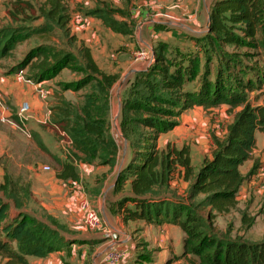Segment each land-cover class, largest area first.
<instances>
[{
    "label": "trees",
    "instance_id": "trees-1",
    "mask_svg": "<svg viewBox=\"0 0 264 264\" xmlns=\"http://www.w3.org/2000/svg\"><path fill=\"white\" fill-rule=\"evenodd\" d=\"M125 1L128 5L131 2ZM101 2L103 7L88 10L87 14L101 19L115 33L134 35L136 22L129 9L107 0ZM37 11L31 0L12 1L8 13L14 20L44 17L48 23L33 29L23 25L1 28L0 58L11 56L32 35L52 32L54 22L63 27L69 23L64 0H45L38 15ZM203 44L206 61L200 70L201 54L171 66L165 55L168 42H158L157 62L155 58L149 71L136 72L133 86L123 93L119 120L130 159L116 176L113 192L121 194L111 203L113 212L124 222L143 220L179 226L185 234L184 256L189 255L192 262L264 264V239L250 241L215 229L219 215L238 209L241 187L247 178L241 166L252 157L257 132H264V0H214ZM44 50L42 45L32 48L10 71L26 68ZM83 50L85 64L78 63L71 51L56 50L51 55L55 60L30 78L43 82L68 68L83 76L67 84L66 89L80 90L92 84L93 91L84 95L80 111L64 99L60 100L62 105L51 108L53 126L61 125L63 129L58 127L74 143L69 160L57 158L56 176L64 181L80 179L79 162L98 159L101 165L114 166L121 152L110 121V91L120 75L104 71L88 46ZM214 60L217 66L213 71ZM192 81L197 82L194 88L184 87ZM194 105H227L234 113L224 136L213 134L212 155L203 159L198 170L193 166L189 145L159 146L161 135L174 129L181 113ZM259 166L255 162L248 176L255 174ZM177 176L188 182L182 197L170 193ZM19 191L5 173L0 183V264H31L29 256L45 257L74 243H84L83 238L66 237L58 227L22 210ZM249 220L252 222L254 217L244 212L242 221Z\"/></svg>",
    "mask_w": 264,
    "mask_h": 264
},
{
    "label": "rangeland",
    "instance_id": "rangeland-1",
    "mask_svg": "<svg viewBox=\"0 0 264 264\" xmlns=\"http://www.w3.org/2000/svg\"><path fill=\"white\" fill-rule=\"evenodd\" d=\"M12 1L0 0V29L19 25L33 29L38 28L45 22L48 23L44 17L29 21L14 20L8 13ZM31 1L38 8L36 12L38 15L40 13L39 7L45 0ZM101 1L64 0L69 23L63 27L54 22L52 32L34 34L19 44L11 56L0 58V69L2 70L0 72L4 74L6 72L12 73L10 69L13 66L23 61L32 48L41 45L45 47L46 51L44 50L41 55L34 58L26 68L18 71L25 78H31V76L39 73L42 68L49 66L56 58L55 56L51 57V55L60 49L74 53L78 63L83 65L85 64L83 48L87 44L97 47L96 36L98 35L106 39L107 42H111V47L106 53L110 54L113 52L114 57H117L119 54L121 56V51H124L125 54L123 56H126L125 59L134 60L135 64H133L132 68L137 67L138 71H149L157 62L156 44L163 39H167L170 46L166 48L165 52L170 65L187 63L190 56L201 54L200 70L204 69L206 55L205 52H202L201 46H204L203 38L208 31L209 12L214 0H131L130 6L126 2V8L129 9L128 13L136 22L134 37L130 38V40L135 42L131 52L127 46L121 44L120 34L114 35L113 31L101 19L87 14L88 10L103 7L104 4ZM107 1L115 5L113 0ZM77 11L80 12L78 16L74 14ZM117 18L122 19L120 16H117ZM87 19H90V21ZM154 36L158 38L155 39ZM142 38L146 40V45L142 44ZM228 48L232 50L233 46H228ZM140 49L146 50L145 58H143L144 62L136 60V52ZM155 58L156 62H154ZM117 61L119 62L120 60H103L104 65L111 68H118L119 64ZM251 61L253 62L254 60L252 59ZM212 63L214 71L217 61L214 60ZM138 64H141V66H137ZM120 71V78L110 91V121L112 133L120 146L121 152L114 166L101 165L98 159L92 160L91 163L79 162L77 164L79 173L83 170V177L80 176L78 181H74L76 183L65 181L68 186H74L70 189L71 191L81 192V196H79L80 193L75 196L74 205L57 210L53 205L55 203L53 192L45 191L43 192L42 200L52 205V209L56 212L49 214L46 213L45 208H42L41 199L37 196V193L31 191V186L34 187L36 185L39 176H46V173L54 168L58 170L57 158L69 160V156L74 150L73 140L54 129V122H51V117L42 126L48 133L46 137H43L34 129H30L31 133L22 132L8 122V119L4 120L8 116L10 120L17 121L18 118L14 116L19 111L12 112L10 115L0 112V164L4 166L5 173H8L14 186L16 184L20 188L19 197L23 201L22 210L33 215H42L45 221L58 227L66 237L83 238L84 243L81 244L84 246L81 250H65V255H61L64 263L72 264L70 260L74 256L73 261L76 263H79V260L82 259L84 264H106V253L111 248L125 249L123 246L126 245L127 249L125 250L128 258L123 264H199V261L192 262L189 255L184 256V238L180 237V230L178 232L171 231L166 235V233L160 232L155 224H152L154 225L151 226L152 228L147 229L141 225L144 223L143 220L142 223L124 222L121 217L118 218L114 213L110 215L107 210H98V206L95 209L102 218V225L99 228L92 229L88 225L87 212L81 207L83 200L101 199V205L103 206L104 195L108 194V201L112 203L115 197L121 194L113 192L110 187L114 176L125 166L121 165V158L123 148L128 143L121 130L119 120L123 95L121 91L123 90L124 93L133 86L135 82L134 74L138 71L132 73L128 78H125V75L129 72L125 67L120 68ZM82 76V73L66 68L53 79L43 81V85L38 88V92L48 90L59 92L60 95L57 93V99L53 101L54 105H62L60 100L64 99L71 102L75 109L80 111V107L85 100L84 95L93 91L91 88L92 84L80 90L66 89V87L67 84L78 81ZM32 81L34 82V80ZM122 82H124L123 85ZM195 84H197L196 81L187 82L184 87L191 88L193 86L194 88ZM0 102L2 103L1 99ZM232 118L233 114H229L227 111L221 123L228 125ZM55 125L63 129L61 125ZM62 154L64 157H59ZM12 155L21 156V160L28 163L31 167L29 169H19L15 166V163L13 164L10 161L13 158ZM6 157L10 159H5ZM39 163L42 164L41 167ZM45 165H49L50 169H44ZM56 174L54 172L51 173L52 176ZM1 193L3 194V192ZM175 194L181 197L184 196L183 193L175 192ZM12 203L14 204V201ZM206 212L207 210L204 211L205 214ZM244 212L254 217V220L252 222L250 220L243 222L242 215ZM65 218L70 221H63ZM258 218L260 219L257 221ZM249 222L251 223L249 224ZM75 226H81L83 229H77ZM215 229L223 235L243 236L250 241H260L264 239V211H261L257 206L250 209L247 206L244 208L238 207L237 210L229 214L219 215L215 220ZM76 244L77 246L80 245V243ZM84 248L87 250H84ZM73 252H75V255H72ZM139 252H142V254H139ZM138 259L140 260L137 261Z\"/></svg>",
    "mask_w": 264,
    "mask_h": 264
},
{
    "label": "crops",
    "instance_id": "crops-1",
    "mask_svg": "<svg viewBox=\"0 0 264 264\" xmlns=\"http://www.w3.org/2000/svg\"><path fill=\"white\" fill-rule=\"evenodd\" d=\"M135 1H140V0H135ZM113 2L118 7L121 8L127 7L125 0H113ZM79 13L80 12L77 11L74 14L78 16ZM87 20L90 21V19ZM112 33L116 36L117 34H119V33L115 34V32ZM120 37H121L120 39L122 40L121 44L127 46L129 51L131 52L135 42L130 40V38H133L134 35L123 36L122 34H120ZM154 38L156 39L158 37L154 36ZM163 40L167 41V39H163ZM141 42L142 44L146 45V40H144V38H142ZM96 43L98 44L97 47H94L93 45H89V44H87V46L91 49L94 59L104 71L108 73H119V72L121 73L120 68L125 67L127 71H130L131 68L134 66L133 64H135L134 63L135 61L126 60L125 59L126 56L125 57L123 56L125 54L124 51H121L122 52L121 56L119 54L117 57H114L115 55L113 52L110 54L106 53L111 47L110 41L107 42L106 39H103L101 38L100 35H98L96 36ZM105 59H107L108 61L109 59L120 60L119 62L117 61L119 64L118 65L119 69L111 68L109 66L104 65L103 60ZM0 71L2 70L0 69ZM42 85H43L42 82H36V81L33 82L30 78H25L18 72L17 73L6 72V74L0 72V99L2 101V103L0 102V112L6 113L7 115L12 114V112H18L22 102L29 101L31 103V111L26 116V120L24 122V128H26V130L29 133H31L30 129H34L38 131L43 137H46L48 133L47 131H45L44 127L42 126L43 124H46L47 119L48 120L50 119L52 113L50 107L54 105L53 101H56L57 93L59 95L60 93L54 92L52 90L38 92V88L41 87ZM121 93L123 94V90L121 91ZM227 111H228L227 105H221L219 107H211V108H205L202 105H194L193 107L181 113V115L178 117V124L174 127V129L161 135L159 140L160 148L164 149L168 143H173L179 148L183 147L184 145H189L191 148L192 163L195 169L197 170L201 166L203 159L206 156L212 155L213 134H216L218 136H224L227 125L222 124L221 121H223V116ZM228 113L231 114L229 111ZM233 118H234V113H233ZM13 126L24 132L22 128L16 125ZM54 129L60 132L59 129H57L56 127H54ZM47 130L49 129L47 128ZM28 137L30 136L28 135ZM12 156H13L12 159L8 157H6L5 159H10V161H12L13 164L15 163V166L18 167L19 169H29L31 167L28 163L21 160V156L19 157L14 155ZM59 157L63 158L64 155L62 154ZM129 159H130V150L128 147V143H126L122 151L121 165L122 166L126 165ZM255 162H258L260 166L255 174L248 176ZM41 165L42 164H40V167ZM45 166H49V165H45ZM241 171L244 176H247V178L241 187V192L239 197V207L244 208L247 206L250 209V208H255L257 206L259 209H261V211H264V132H260V131L257 132V145L253 150L252 157L248 159L241 166ZM53 172L54 174H56L57 168H54L52 171L47 172L46 176L44 177L39 176L36 185H34V187L31 186V191L37 193V196L40 197L41 199L42 208H45L47 211L46 213L49 214L50 213L54 214L56 212H54V210L52 209L53 208L52 205L42 200L43 192L45 191L53 192V195L55 197V203H53V205L56 207L57 210L62 209L63 207H71V205H74V200L76 198L75 196L78 195L79 193H80L79 196H81L80 191L70 190L74 186L73 187L68 186L67 184H65V181L58 179L56 175L52 176L51 173ZM4 174H5L4 166L0 164V183L3 181ZM83 175H84L83 170H81L80 176L83 177ZM116 176L117 175L114 176L113 182L110 186L112 190L116 185ZM70 182L76 183L74 181H70ZM80 186L78 187L81 189ZM187 187H188V182L183 181L181 178L177 176V178L171 185L170 193L178 192L179 194L181 193L185 194ZM107 195L108 194L104 195L103 206L101 205V199H96V198L92 199L90 200V203L91 206H93L94 208L98 206V210L99 209H102L103 211L107 210L108 214L112 215L114 213L112 204L120 197V195L115 197L112 204L108 201ZM12 209L15 210L14 205ZM35 216L41 220H44V217L42 215L35 214ZM117 217L120 218L119 215H117ZM259 219L260 218H258L257 221ZM63 221L68 222L70 220L68 218H65ZM132 222L142 223L143 221L137 220ZM141 225H143L147 229H150L152 228L151 226H154L152 224L146 223L145 221ZM155 226L160 232L166 233V235L169 234L171 231L178 232V230H180V237L182 239L184 238V232L177 225L164 223ZM75 228L83 229V227L81 226L79 227L75 226ZM83 246L84 245L82 244L77 246V244L74 243V245L67 247L65 250H77V249L81 250ZM123 247L127 249L126 245H124ZM65 250L53 252L45 257L29 256V261L31 264H67L64 263L62 259V256L65 255ZM84 250L87 249L84 248ZM72 255H75V252H73ZM73 260H74V256L72 257V260H70V263L84 264L82 259L79 260V263H76Z\"/></svg>",
    "mask_w": 264,
    "mask_h": 264
},
{
    "label": "built area",
    "instance_id": "built-area-1",
    "mask_svg": "<svg viewBox=\"0 0 264 264\" xmlns=\"http://www.w3.org/2000/svg\"><path fill=\"white\" fill-rule=\"evenodd\" d=\"M136 60L144 62L145 55H146V50L145 49H140L139 51L136 52ZM31 111V104L29 101H24L20 105V109L18 112V120L17 121H12L8 116H6V119H8V122H10L13 125H16L20 128L23 129L24 132H28L24 128V122L26 120V116L30 113ZM57 129H59L61 134H65L69 139L70 137L67 135V133L60 129L58 126H54ZM44 169L49 170V166H44ZM81 207L82 209L86 210L87 212V222L89 227L92 228H99L102 225V218L99 214V212L91 206V203L88 199H85L81 202ZM128 258L127 251L125 249H118V248H111L107 253L105 257V263L106 264H123Z\"/></svg>",
    "mask_w": 264,
    "mask_h": 264
},
{
    "label": "water",
    "instance_id": "water-1",
    "mask_svg": "<svg viewBox=\"0 0 264 264\" xmlns=\"http://www.w3.org/2000/svg\"><path fill=\"white\" fill-rule=\"evenodd\" d=\"M137 66H141V64H138ZM138 68L136 67V68H132L126 75H125V78H128L132 73H134V72H136V71H138L137 70ZM124 82H122V84H123Z\"/></svg>",
    "mask_w": 264,
    "mask_h": 264
},
{
    "label": "bare ground",
    "instance_id": "bare-ground-1",
    "mask_svg": "<svg viewBox=\"0 0 264 264\" xmlns=\"http://www.w3.org/2000/svg\"><path fill=\"white\" fill-rule=\"evenodd\" d=\"M123 85V84H122Z\"/></svg>",
    "mask_w": 264,
    "mask_h": 264
}]
</instances>
